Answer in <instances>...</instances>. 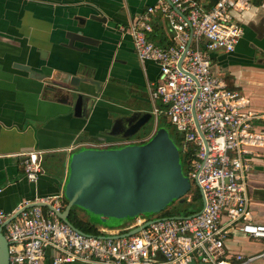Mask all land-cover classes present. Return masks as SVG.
<instances>
[{"label":"built area","instance_id":"built-area-1","mask_svg":"<svg viewBox=\"0 0 264 264\" xmlns=\"http://www.w3.org/2000/svg\"><path fill=\"white\" fill-rule=\"evenodd\" d=\"M251 7L252 0H217L208 9L197 0H157L127 27L138 58L159 66V75L149 87L152 112L155 118L160 113L167 116L183 135L188 176L204 198L201 211L177 218L139 215L122 230L102 226L100 234L92 235L74 230L56 215L55 210L62 209L61 195L34 200L53 209L23 201L15 212L0 209L8 264H251L264 260V224L251 217L248 190L249 156L264 150V111L251 108L246 95L216 75L210 58L215 50L234 52L243 34L235 14ZM156 11L165 17L172 34L166 46L148 37ZM22 156L25 178L36 182L43 172L42 151ZM135 227H140L136 233L113 238ZM229 229L260 242L263 248L247 255L229 253L224 246ZM47 249L54 251L50 260Z\"/></svg>","mask_w":264,"mask_h":264},{"label":"crops","instance_id":"crops-1","mask_svg":"<svg viewBox=\"0 0 264 264\" xmlns=\"http://www.w3.org/2000/svg\"><path fill=\"white\" fill-rule=\"evenodd\" d=\"M157 0H0V209L15 212L23 201L61 195L68 177L70 155L84 147L108 148L130 144L135 137L111 135L116 119L135 111L154 116L149 87L158 64L141 60L134 51L128 25ZM103 17V22L91 19ZM243 34L234 52H210L214 73L250 99L251 108L264 111V0L235 14ZM80 33L92 44L75 40ZM171 32L160 11L152 16L149 39L156 45L171 42ZM46 75L39 79L19 68ZM89 78L68 85L73 97L83 95V114L73 104L47 95L51 77ZM46 94V95H45ZM152 118V117H151ZM157 118V117H156ZM112 148V147H111ZM43 153V172L36 182L24 176L22 153ZM248 190L254 222L264 224V150L249 156ZM102 227V226H101ZM121 227V226H120ZM115 227L117 230L124 228ZM224 241L229 253L245 255L263 246L235 229ZM53 257L52 249L46 250ZM161 258V257H160ZM251 264H264L260 259Z\"/></svg>","mask_w":264,"mask_h":264},{"label":"water","instance_id":"water-1","mask_svg":"<svg viewBox=\"0 0 264 264\" xmlns=\"http://www.w3.org/2000/svg\"><path fill=\"white\" fill-rule=\"evenodd\" d=\"M216 1L206 0L202 6L208 9ZM177 12L186 19L183 13L179 10ZM90 18L100 22L105 20L97 15H92ZM187 23L190 25L189 21ZM68 38L69 47L73 46L75 40L86 44L94 42L91 37L80 33H71ZM180 61L181 59L178 67ZM19 68L28 72L31 77L39 79L46 77L31 70L28 65H19ZM80 81L94 82L98 86L97 81L89 78L72 75H66L64 79L51 77L46 85V94L59 102L73 104L74 114L81 116L84 97L77 94L74 99V91L68 86H77ZM151 117L149 111L131 112L116 119L109 133L132 137L150 121ZM158 139L153 136L146 144H124L122 147L101 149L84 147L73 152L69 157L68 177L63 189L67 203L63 210H55L56 215L74 230L84 233L68 220L69 212L74 206L84 211L96 223L106 227H118L139 215L149 217L159 213L173 201L184 202V196L190 188L189 183L173 169L168 158L159 152ZM200 194L203 205L204 198L201 191ZM36 198L27 200L31 201L28 206L38 205L53 209L49 203L34 201ZM200 211L201 209L193 214ZM17 213L18 211L14 215ZM11 217L8 220L12 219ZM1 229L2 226H0V264H8V242ZM139 229L140 227H135L125 233L114 235L113 238L132 235Z\"/></svg>","mask_w":264,"mask_h":264},{"label":"rangeland","instance_id":"rangeland-1","mask_svg":"<svg viewBox=\"0 0 264 264\" xmlns=\"http://www.w3.org/2000/svg\"><path fill=\"white\" fill-rule=\"evenodd\" d=\"M200 5L204 4L206 0H197ZM155 136L158 139L157 146H159V152L163 154L164 157L168 158V161L172 164L173 169L178 171L179 174L188 181L189 183V190L188 193L184 196L185 198L192 195V191L196 187L195 183L190 180L188 176L189 171V164L185 160V152L182 148V138L183 135L181 132L177 131L169 122L167 116L160 113L157 118L155 115L152 116L150 121L145 124L136 135L132 136L135 137V140H130V144H146L147 142ZM116 148V146H111ZM108 147V148H111ZM118 147H122L119 145ZM163 148V149H162ZM101 149V148H99ZM168 207V210L174 214L180 212L182 214L181 209L185 208L188 210H192L195 204V201L192 203L184 202H175L173 205ZM174 207V208H172ZM178 208V210H177ZM201 208H202V200H201ZM200 208V209H201ZM199 209V210H200ZM198 212V211H197ZM79 215L86 219L87 216L83 211H78ZM160 215L159 213L150 215V218H156ZM132 220L124 222L120 228H124L128 226Z\"/></svg>","mask_w":264,"mask_h":264},{"label":"trees","instance_id":"trees-1","mask_svg":"<svg viewBox=\"0 0 264 264\" xmlns=\"http://www.w3.org/2000/svg\"><path fill=\"white\" fill-rule=\"evenodd\" d=\"M261 0H254V2L257 4V3H260ZM187 198V197H186ZM185 198V202L187 203H192L195 201V204H194V207L192 210H188L185 208L181 209L182 211V214L180 212L178 213H174L172 214L169 210H168V207L170 206V204L163 210L160 212V215L158 217H171V216H188V215H191L197 211H199V209L201 208V194H200V191H199V188L196 186L194 188V190L192 191V195H191V198H190V201H187ZM175 202H179V201H173L171 205H173ZM67 201L66 199L64 198L63 200V203H62V209H64L65 205H66ZM174 208V207H172ZM178 210V208H177ZM78 211H82L81 209L77 208V207H72L70 212H69V215H68V220L69 222L74 226L76 227L77 229L81 230L82 232L84 233H87V234H92V235H97V234H100V230L99 228L101 226L103 227H106L102 224H99V223H96L94 222L90 217H88L87 215V218L86 219H83ZM84 212V211H83ZM85 213V212H84ZM86 214V213H85ZM121 226V225H120ZM118 226V227H120ZM109 228H115V227H109Z\"/></svg>","mask_w":264,"mask_h":264}]
</instances>
